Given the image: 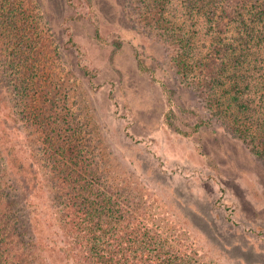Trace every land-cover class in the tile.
I'll list each match as a JSON object with an SVG mask.
<instances>
[{
    "label": "rangeland",
    "instance_id": "rangeland-1",
    "mask_svg": "<svg viewBox=\"0 0 264 264\" xmlns=\"http://www.w3.org/2000/svg\"><path fill=\"white\" fill-rule=\"evenodd\" d=\"M28 1L56 85L30 95L69 110L98 189L203 264H264V0ZM12 79L0 77V170L20 139L9 165L46 212L58 184Z\"/></svg>",
    "mask_w": 264,
    "mask_h": 264
},
{
    "label": "trees",
    "instance_id": "trees-1",
    "mask_svg": "<svg viewBox=\"0 0 264 264\" xmlns=\"http://www.w3.org/2000/svg\"><path fill=\"white\" fill-rule=\"evenodd\" d=\"M31 6L28 0H0V61H4L0 77L12 76L26 128L43 136L42 150L58 184L56 208H63L53 204L46 212L30 208L35 190L20 187L22 177L9 165L21 140L5 141L8 147L4 144L2 150L7 158L0 170V264H203L196 254L173 249L152 233L140 215H131L125 199L98 189L95 169L77 143L82 131L69 110L51 93L42 104L30 95V83L37 88L41 81L46 87L53 84V92L56 87L50 82L49 43H44L49 38L39 34L40 16ZM5 84L1 81L0 88ZM26 191V201H20L18 197ZM55 210L62 212L58 226L52 222Z\"/></svg>",
    "mask_w": 264,
    "mask_h": 264
}]
</instances>
